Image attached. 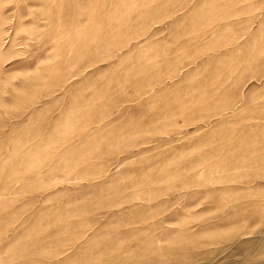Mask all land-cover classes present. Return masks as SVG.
Here are the masks:
<instances>
[{
	"label": "rangeland",
	"instance_id": "374dc122",
	"mask_svg": "<svg viewBox=\"0 0 264 264\" xmlns=\"http://www.w3.org/2000/svg\"><path fill=\"white\" fill-rule=\"evenodd\" d=\"M0 264H264V0H0Z\"/></svg>",
	"mask_w": 264,
	"mask_h": 264
}]
</instances>
